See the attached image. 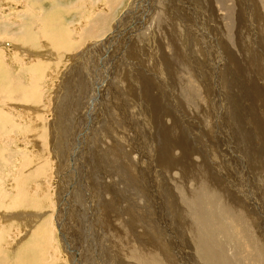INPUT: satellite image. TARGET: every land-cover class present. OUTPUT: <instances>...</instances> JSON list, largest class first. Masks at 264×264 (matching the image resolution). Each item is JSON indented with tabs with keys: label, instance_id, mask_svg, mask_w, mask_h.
I'll return each instance as SVG.
<instances>
[{
	"label": "rangeland",
	"instance_id": "rangeland-1",
	"mask_svg": "<svg viewBox=\"0 0 264 264\" xmlns=\"http://www.w3.org/2000/svg\"><path fill=\"white\" fill-rule=\"evenodd\" d=\"M263 2L0 0V89L14 92L0 98V260L215 264L199 254L192 233L204 232L178 193L195 184L155 161L166 134L196 152L172 149L220 196L196 200L215 224L206 247L224 264H264Z\"/></svg>",
	"mask_w": 264,
	"mask_h": 264
},
{
	"label": "bare ground",
	"instance_id": "bare-ground-1",
	"mask_svg": "<svg viewBox=\"0 0 264 264\" xmlns=\"http://www.w3.org/2000/svg\"><path fill=\"white\" fill-rule=\"evenodd\" d=\"M91 1V0H90ZM97 1V0H96ZM246 2V1H245ZM95 3V2H94ZM97 3V2H96ZM96 3H95V5H96ZM154 4H155V2H153V4L149 1L148 3H147V8L149 9L150 7L152 8V9H154ZM260 4V3H259ZM72 6V5H71ZM109 6V5H108ZM256 7V6H255ZM262 8H263V10H264V2L262 3ZM76 9V8H75ZM142 9V8H141ZM130 10V9H129ZM151 10V9H150ZM253 10V9H252ZM259 11H260V9H258ZM79 11V10H78ZM132 12V11H131ZM144 12V11H143ZM27 13V12H26ZM83 13V12H82ZM24 14H25V12H24ZM81 14V13H80ZM133 14V13H132ZM144 14V13H143ZM161 14V13H160ZM252 14V13H251ZM260 14V13H259ZM157 15V14H156ZM80 16H82V15H80ZM149 15H148V13H147V17H148ZM167 16V15H166ZM96 17V16H95ZM125 17V16H124ZM149 17H151V16H149ZM149 17H148V20H149ZM159 17V16H158ZM260 17H262V15L260 14ZM7 18V17H6ZM30 18V17H29ZM163 18V17H162ZM161 19V18H160ZM165 19V18H164ZM93 20V19H92ZM102 21V19L100 18V19H98V21H96V22H98V23H100ZM105 21V20H104ZM144 21V20H143ZM161 21V20H160ZM165 21V20H164ZM250 23H252V20H251V18H250ZM264 21V20H263ZM10 22V21H9ZM32 22V21H31ZM21 23H23L22 21H21ZM21 23H20V25H21ZM25 23V22H24ZM43 23H45V22H43ZM102 23V22H101ZM32 24V23H31ZM103 24V23H102ZM89 25V24H88ZM159 25H160V23H159ZM165 25H166V23H165ZM264 25V24H263ZM263 25H261V26H263ZM61 27V26H60ZM89 27V26H88ZM253 27V26H252ZM13 28V27H12ZM33 28V27H32ZM97 29H100V28H97ZM105 29V28H104ZM162 29V28H161ZM169 29V28H168ZM58 30H62V31H64L63 29H58ZM83 30V29H82ZM164 30V29H163ZM173 30V29H172ZM202 31H203V29H201ZM212 30V29H211ZM255 30V29H254ZM45 31V30H44ZM96 31V30H95ZM102 31V30H101ZM154 31V30H153ZM67 32V31H66ZM100 32V31H99ZM166 32H169V30L167 31L166 30ZM254 32V31H253ZM263 32H264V26H263ZM8 33V32H7ZM88 33H91L90 32V30L88 31ZM10 34V33H9ZM8 34V35H9ZM58 34H59V32H58ZM67 34V33H66ZM94 34V33H93ZM166 34H168V33H166ZM50 35V34H49ZM55 35V34H54ZM57 35V34H56ZM64 35V34H63ZM30 36V35H29ZM97 36V35H96ZM169 36V35H168ZM1 37H3V36H1ZM47 38L46 39H49L48 38V36H46ZM52 37V36H51ZM62 36H60V39H62L61 38ZM5 38V37H4ZM11 38V37H10ZM57 38H59V37H57ZM114 38V36H112V38H108V40H106L105 41V43H109V42H111V40ZM163 38V37H162ZM8 39V38H7ZM22 39V38H21ZM33 38H31V40H32ZM63 39H64V37H63ZM70 39V38H69ZM164 39V38H163ZM264 39V38H263ZM26 40V39H25ZM34 40V39H33ZM36 40H37V38H36ZM55 40V39H54ZM53 40V41H54ZM65 40V39H64ZM102 40V39H101ZM100 40V41H101ZM18 41V40H17ZM251 41V40H250ZM67 42V41H66ZM66 42H63V43H66ZM62 43V42H61ZM69 43V42H68ZM169 44V43H168ZM64 45V44H63ZM68 45V44H67ZM66 44H65V47L67 46ZM21 46V45H20ZM36 46V45H35ZM224 46V45H223ZM14 47V46H13ZM60 47V46H59ZM106 47H107V44H106ZM210 47V46H209ZM18 48H19V45H18ZM21 48V47H20ZM19 48V49H20ZM27 48H28V44H27ZM48 48V47H47ZM57 48V47H56ZM22 49L24 50V52L25 53H28V54H31V55H33L34 53H33V51L32 52H29V48H28V50L26 49V48H24V47H22ZM22 49H20V50H22ZM31 49V48H30ZM51 49V48H50ZM48 50V49H47ZM64 50V49H63ZM62 50V51H63ZM172 50V49H171ZM177 50V49H176ZM211 50V49H210ZM50 51V50H49ZM65 51H66V49H65ZM175 52H177V51H175ZM23 53V52H22ZM177 55H178V52H177ZM179 56V55H178ZM75 57V56H74ZM152 57V56H151ZM165 57V56H164ZM179 58H181V57H179ZM41 59V58H40ZM64 59V58H63ZM74 59V58H73ZM23 62V61H22ZM33 64V63H32ZM25 65V64H24ZM176 65H178V64H176ZM34 66H35V64H34ZM180 66V65H179ZM51 67V66H50ZM183 67V66H182ZM37 71L35 72L36 74H34L35 75V79L36 80H38V81H40L41 80V78H43L44 76H45V73H43L42 72V69H43V67H42V65L41 66H37L36 68H35ZM45 69V68H44ZM29 70V69H28ZM27 70V71H28ZM31 70V69H30ZM49 70V69H48ZM47 70V71H48ZM186 72V71H185ZM221 72V71H220ZM34 73V72H33ZM182 73V72H181ZM30 75H31V73H30ZM180 75V74H179ZM32 76V75H31ZM181 77H182V75H181ZM179 78H180V76H179ZM186 78V77H185ZM11 80V79H10ZM35 80V81H36ZM185 79H183L182 80V82L184 81ZM14 82H15V80H13ZM43 81V80H42ZM119 81V80H118ZM180 81V80H179ZM12 82V81H11ZM181 82V83H182ZM38 83V82H37ZM34 84V85H36L37 87H38V90H36V92H35V90L32 88V89H30L29 90V87H28V89H25V91L27 92V94L29 95V96H31V97H29V98H32L33 97V95L34 96H36L37 94L36 93H41V91H42V89L43 88H41V86L40 85H38V84ZM12 84H14V83H12ZM16 84V83H15ZM33 85V84H32ZM191 85V84H190ZM20 86V85H19ZM187 86H189V85H187ZM13 87V86H12ZM31 87V86H30ZM191 87V86H190ZM17 88H18V86H17ZM26 88V87H25ZM184 88V87H183ZM188 88V87H187ZM2 89V88H1ZM0 89V98H5V100H6V102H4V104L5 103H7V102H14V101H11V99H14L13 98V94H14V92L12 93H10V90H5V91H3V90H1ZM186 89V88H185ZM14 90V89H13ZM21 90V89H20ZM190 90V89H189ZM188 90V91H189ZM194 90H195V88H194ZM3 91V92H2ZM23 91V90H22ZM115 91V90H114ZM193 92H195V91H193ZM188 93V92H187ZM194 94V93H193ZM17 95V94H16ZM25 95V94H24ZM23 95V96H24ZM27 95V96H28ZM188 95V97H189V93L187 94ZM192 95V94H191ZM22 96V95H21ZM26 96V97H27ZM260 96V95H259ZM25 97V98H26ZM146 97H148V96H146ZM152 97V96H151ZM219 97V96H218ZM24 97L23 98H21V101H22V103L23 102H25V101H23V99H25ZM29 98H28V100L27 101H29ZM150 98V97H149ZM195 98H196V95H195ZM192 99V98H191ZM19 100V99H18ZM16 98H15V102L16 101H18ZM32 100H33V98H32ZM36 100V99H35ZM196 100V99H195ZM20 101V100H19ZM18 101V102H19ZM26 101V102H27ZM42 101V100H41ZM159 101V100H158ZM157 101V102H158ZM192 101V100H191ZM25 102V103H26ZM36 102L37 103H39L40 101H37L36 100ZM238 102V101H237ZM28 103V102H27ZM150 103V102H149ZM232 103V102H231ZM16 104H17V102H16ZM42 104V103H41ZM152 104H153V106H155V103H153L152 102ZM200 104V103H199ZM11 104H9V106H10ZM58 105V104H57ZM12 106V105H11ZM157 106V105H156ZM14 107V106H13ZM36 107V106H35ZM45 107V106H44ZM238 107V106H237ZM12 108V107H11ZM33 108V107H32ZM36 108H38V107H36ZM39 108H41V106L39 107ZM150 108V107H149ZM35 109V108H34ZM38 110V109H37ZM41 110H43V109H41ZM41 110H39L38 112H34L35 114H36V116H39L40 115V111ZM79 111V110H78ZM85 111V110H84ZM158 111V110H157ZM219 111V110H218ZM249 111V110H248ZM58 112V111H57ZM61 111H59V113H60ZM264 112V111H263ZM59 113H56V115L57 114H59ZM62 113V112H61ZM6 112L3 110V109H1L0 108V117H2L3 119H5L6 120ZM8 114V113H7ZM10 114V113H9ZM34 114V115H35ZM39 114V115H38ZM42 114V113H41ZM197 114V113H196ZM100 115V114H99ZM161 115V114H160ZM8 116V115H7ZM50 116V115H49ZM58 117L60 116V115H57ZM215 116V115H214ZM57 117V118H58ZM173 117V116H172ZM196 117V116H195ZM245 118V117H244ZM37 119H39L38 117H37ZM42 119V118H41ZM59 119V118H58ZM52 120V119H51ZM113 121H115L114 119H112ZM60 121V120H59ZM59 121H57V123H59ZM202 122V121H201ZM215 122V121H214ZM57 123H56V126H57ZM173 123H175V122H173ZM253 124V123H252ZM5 126V125H4ZM215 126H217V125H215ZM214 126V127H215ZM26 127V126H25ZM35 127V126H34ZM37 127V126H36ZM58 127V126H57ZM60 127V126H59ZM175 127V126H174ZM10 128V127H9ZM55 128V127H54ZM79 128V127H78ZM216 128V127H215ZM5 129V128H4ZM11 129V128H10ZM26 129V128H25ZM217 129V128H216ZM36 130H37V128H36ZM261 130V129H260ZM260 130H259V132H260ZM35 131V130H34ZM174 131V130H173ZM38 132V131H37ZM40 132V131H39ZM184 132H185V130H184ZM217 132V131H216ZM10 133V132H9ZM15 133V132H14ZM27 133V132H26ZM68 133V132H67ZM183 133V132H182ZM34 134H35V132H34ZM53 134V133H52ZM64 134V133H63ZM185 134V133H184ZM54 135V134H53ZM173 135V134H172ZM8 136V135H7ZM10 136H11V134H10ZM168 136V135H167ZM183 136L184 135H182V138H183ZM2 137H3V135H2ZM52 137V136H51ZM54 138V137H53ZM116 138H117V136H116ZM174 138V137H173ZM187 138V137H186ZM9 139V138H8ZM56 139V138H55ZM184 139V138H183ZM52 140V139H51ZM97 140V139H96ZM187 140V139H186ZM77 141V140H76ZM173 141V140H172ZM89 142V141H88ZM81 143V142H80ZM97 143V142H96ZM95 143V144H96ZM159 143H160V146H158L159 147V149L157 148V152H156V155H157V160H155V161H157V163H158V165H160V167L163 169V171L164 170H166V171H168L169 173L170 172H172V171H174V170H177V169H179L180 171H181V173H182V175H183V177H182V179H185V180H187L188 178H189V176H190V178H191V182H189L190 183V185H194L195 186V188H194V190L191 192V194L190 195H187L188 194V190H185V184L184 185H182L181 186V188H183V190L182 191H180V192H178L179 194H180V197L182 198H184V199H187V198H189L190 200H189V206L188 205H185V207H186V209L188 210V212H189V210L192 212V214H193V219H195V222L199 225V227H200V232L202 233V232H204V234H203V236L199 233H197V232H193L192 233V237H193V241L194 242H197V243H199V248H197V249H199V254L200 255H203V258L205 259V260H207L208 261V259L210 260V261H213V262H215V264H224L225 263V261H223L222 260V257L220 258V256L219 255H221L220 253H217L216 254V251L214 250V248L212 247V246H209V248L208 247H206V246H208L209 244L207 243V242H205L207 239L205 238V233L207 232H209V234L211 233V229L213 228V226L212 225H215L214 223L212 224V220L210 219V218H207L206 217V214H205V201L204 202H202V203H204V204H202V203H200V201L198 202V201H196L197 199L198 200H202V199H204L206 196H209V195H211V197L210 198H219L220 196L218 195V194H215V193H213L212 192V190H211V186L210 185H212L211 183H210V181H206V178L204 177V175L202 174V173H200L199 171H197V170H192V172H191V168L186 164H184V163H182V159H176L175 158V156H174V154H173V152H172V149L173 150H175L176 149V146H178V147H181L182 148V146H184V143H183V141H182V143L180 142V140H178V136L177 137H175L174 138V141H173V143L172 142H170V139H169V137H168V140H167V137H166V134H165V137H164V139H163V141H161V139H160V137H159ZM167 144V145H164V144ZM172 143V144H171ZM187 143V142H186ZM56 144V143H55ZM183 144V145H182ZM164 145V146H163ZM54 146V145H53ZM99 146V145H98ZM190 146V145H189ZM96 147V146H95ZM155 147V146H154ZM184 148H185V146H184ZM119 150V149H118ZM188 149L187 148H185V151H186V153H187V156H188V154L189 155H191V156H193L196 152H193V151H187ZM96 151V150H95ZM114 151V150H113ZM116 151V150H115ZM153 153H154V151H153ZM96 154H97V152H96ZM120 154V153H119ZM118 154V155H119ZM151 154H152V152H151ZM170 154V155H169ZM112 155V154H111ZM47 156V155H46ZM51 156V155H50ZM120 156V155H119ZM154 156V155H153ZM153 156L151 155V158H152V160H153ZM220 156V155H219ZM190 156H188V158H189ZM121 158V157H120ZM116 159V158H115ZM149 159H150V156H149V158H148V161H149ZM42 160H43V158H42ZM111 160V159H110ZM185 160V159H184ZM228 160V159H227ZM231 161V160H230ZM229 161V162H230ZM233 161V160H232ZM190 162H194L193 160H190ZM125 163H127V162H125ZM149 163H150V165H152V167H153V165H154V162L152 163V161H149ZM152 163V164H151ZM232 163V162H231ZM39 164V163H38ZM128 164V163H127ZM229 165V164H228ZM44 166V165H43ZM188 166V167H187ZM229 166H231V165H229ZM128 168V167H127ZM187 168L189 169V173H188V170H187ZM3 169H5V168H3ZM57 169V168H56ZM132 169V168H131ZM131 171V170H130ZM132 172H133V175H135L134 173L136 172L135 170H132ZM9 173V172H8ZM13 173V172H12ZM155 173V172H154ZM7 174V173H6ZM15 174V173H14ZM10 175V174H9ZM50 175V174H49ZM133 175H131V177L133 176ZM155 175V174H154ZM17 176V175H16ZM39 176V175H38ZM143 178H145L144 180L146 181V179H147V176H146V174L144 175V176H142ZM26 178V177H25ZM36 178V177H35ZM49 178V177H48ZM134 178V177H133ZM8 179V178H7ZM19 179H20V175H19ZM21 179H24V178H21ZM135 179V178H134ZM148 179L151 181V179H150V177H149V174H148ZM1 180V179H0ZM36 180V179H35ZM197 180H202L203 181V184L201 185V188H199V186L197 185L198 183H196L197 182ZM44 181V180H43ZM48 181V180H47ZM176 181V180H175ZM178 181V180H177ZM193 181V182H192ZM194 181H196V182H194ZM24 182V181H23ZM24 183H27V182H24ZM144 183V182H143ZM151 183V182H150ZM178 183V182H177ZM192 183H194V184H192ZM146 184L148 185V183L146 182ZM120 185V184H119ZM189 185V186H190ZM17 186V185H16ZM23 186V185H22ZM213 186V185H212ZM234 186V185H233ZM20 187V186H19ZM164 187V186H163ZM188 187V186H187ZM191 187V186H190ZM18 188V187H17ZM199 188V189H198ZM161 189V188H160ZM180 189V188H179ZM7 190V189H6ZM108 190V189H107ZM13 191V190H12ZM17 191V190H16ZM21 191V190H20ZM23 191H24V189H23ZM22 191V192H23ZM187 191V192H186ZM239 191V190H238ZM3 192H5V191H3ZM108 192V191H107ZM7 193H8V191H7ZM6 193V194H7ZM37 193H39V192H37ZM4 194V193H3ZM19 194H20V192H19ZM2 195V194H1ZM37 195V194H36ZM178 196V195H177ZM8 197H10V196H8ZM30 197V196H29ZM5 198V197H4ZM18 198L20 199V197L18 196ZM35 198V197H34ZM102 198V197H101ZM173 198V197H172ZM210 198H208L207 200L208 201H210ZM16 200H18L17 198H15ZM14 199V200H15ZM25 199V198H24ZM157 199V198H156ZM206 199V198H205ZM3 200V199H2ZM10 200V199H9ZM15 200V201H16ZM21 200V199H20ZM20 200H19V202H20ZM34 200V199H33ZM112 201V200H111ZM177 201V200H176ZM23 202V201H22ZM39 202V201H38ZM187 202V201H186ZM9 203V202H8ZM13 203H15L16 204V206L15 207H17V206H19V205H17V203L16 202H13ZM210 203L211 202H209L208 204L210 205ZM215 203V202H214ZM10 204V203H9ZM20 204V203H19ZM23 205H24V202L22 203ZM11 205V204H10ZM10 205H6V207H3V209H6L7 210V214L9 215V213H10V209H11V207L12 206H10ZM26 205V204H25ZM34 205V204H33ZM35 205H37V204H35ZM10 206V207H9ZM14 206V205H13ZM212 206V205H211ZM214 206V205H213ZM185 207H184V209H185ZM20 208V207H19ZM183 208V207H182ZM207 208H208V206H207ZM216 208V207H215ZM215 208H211L210 207V209L212 210V209H215ZM220 208H222V207H220ZM15 209V208H14ZM30 209V208H29ZM205 209V210H204ZM223 209V208H222ZM240 209V208H239ZM13 210V209H12ZM18 210V209H17ZM16 210V211H17ZM231 210V209H230ZM23 211V210H22ZM182 211V210H181ZM223 215L225 214V215H227V217L229 216L230 218L232 217V211H231V214H230V211H229V209H227V208H225V209H223ZM15 212V211H14ZM24 212V211H23ZM79 212V211H78ZM151 212V211H150ZM211 212V211H210ZM213 212V211H212ZM19 213V212H18ZM190 213V212H189ZM46 214V213H45ZM91 214V213H90ZM212 214H215V213H212ZM22 216H23V214H21ZM33 215V214H32ZM31 215V216H32ZM35 215H37V213H35ZM76 215V214H75ZM218 215V214H217ZM15 217H16V215H14ZM18 216V215H17ZM39 216V215H38ZM85 216V215H84ZM40 218H39V220L41 219V218H44L42 215L41 216H39ZM50 217H51V215H50ZM90 217H91V215H90ZM210 217H211V215H210ZM228 217V219H230ZM13 218V217H12ZM21 218V217H20ZM53 217H51V219H52ZM73 218V217H72ZM148 218V217H147ZM206 218V219H205ZM47 219H48V217H47ZM66 219V218H65ZM232 219V218H231ZM241 219V218H240ZM245 219V218H244ZM13 220V219H12ZM12 220H10V221H12ZM28 220H30V219H28ZM72 220V219H71ZM178 220H179V218H178ZM217 220V219H216ZM219 220V219H218ZM233 220V219H232ZM9 221V220H8ZM9 221V222H10ZM17 221V220H16ZM21 221V220H20ZM19 221V222H20ZM49 221V220H48ZM79 221V220H78ZM151 221V220H150ZM179 221H181V219L179 220ZM236 221V220H235ZM243 221V220H242ZM49 222H52V221H49ZM80 222V221H79ZM231 222V221H230ZM245 222V221H244ZM26 223V222H25ZM53 223V222H52ZM136 223H139V222H137L136 221ZM183 223V222H182ZM185 223V222H184ZM220 223V222H219ZM218 223V224H219ZM23 224V223H22ZM132 224V223H131ZM258 224V223H257ZM225 225V224H224ZM25 225H23V227H24ZM26 227V226H25ZM27 227H29V226H27ZM222 227V226H221ZM224 227V226H223ZM18 228V227H17ZM31 228V227H30ZM54 228V227H53ZM215 228V227H214ZM220 228V227H219ZM21 229V228H20ZM25 229V228H24ZM29 229V228H28ZM140 229V228H139ZM4 230H6V229H4ZM8 230V229H7ZM216 230H217V228H216ZM224 230H225V228H224ZM229 230V229H228ZM16 231V230H15ZM213 231V230H212ZM215 231V230H214ZM227 231V230H226ZM20 233V232H19ZM24 233V232H23ZM22 233V234H23ZM25 233H26V231H25ZM66 233V232H65ZM235 233V232H234ZM83 234V233H82ZM227 234V233H226ZM20 235V234H19ZM30 235V234H29ZM212 235V234H211ZM213 235H214V233H213ZM233 235V234H232ZM147 236V235H146ZM208 236H210V235H208ZM224 236V235H223ZM226 236V235H225ZM8 237H10V236H8ZM149 237V236H148ZM207 237V236H206ZM12 238V237H11ZM24 238V237H23ZM27 238V237H26ZM26 238H24V239H26ZM42 238V237H41ZM207 238H209V237H207ZM9 239V238H8ZM22 239V238H21ZM192 239V238H191ZM204 239H206V240H204ZM211 239H213V238H209V241H211ZM20 240V239H19ZM43 240V239H42ZM16 241H18V240H16ZM208 241V240H207ZM17 246V245H16ZM15 246V247H16ZM37 246V245H36ZM19 247V246H18ZM15 249V248H14ZM122 249V248H121ZM16 250V249H15ZM22 250V249H21ZM24 250V249H23ZM208 250V251H207ZM32 253V252H31ZM140 254V253H139ZM129 256H131V255H129ZM129 258V257H128ZM21 259V258H20ZM17 260L18 261V263H16V264H41V263H39L40 261H42V260H38V255H34V257H31V260ZM130 259H133V260H135V254L134 253H132V256H131V258ZM181 259V258H180ZM212 259H216V260H212ZM139 260H146L147 261V258H143L141 255H139ZM150 260V259H149ZM77 262V261H76ZM75 263V262H74ZM150 263V262H149ZM152 263V262H151ZM164 263V262H163ZM233 263V262H232ZM0 264H5V260H0ZM138 264V263H137Z\"/></svg>",
	"mask_w": 264,
	"mask_h": 264
},
{
	"label": "water",
	"instance_id": "water-1",
	"mask_svg": "<svg viewBox=\"0 0 264 264\" xmlns=\"http://www.w3.org/2000/svg\"><path fill=\"white\" fill-rule=\"evenodd\" d=\"M147 20V19H146ZM145 21V20H144ZM144 24V23H143ZM141 25H142V23H141Z\"/></svg>",
	"mask_w": 264,
	"mask_h": 264
}]
</instances>
